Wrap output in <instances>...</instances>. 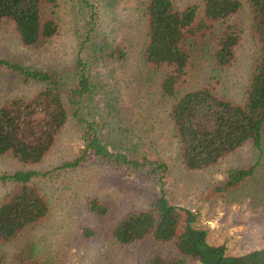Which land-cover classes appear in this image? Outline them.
I'll return each instance as SVG.
<instances>
[{
    "label": "rangeland",
    "instance_id": "rangeland-1",
    "mask_svg": "<svg viewBox=\"0 0 264 264\" xmlns=\"http://www.w3.org/2000/svg\"><path fill=\"white\" fill-rule=\"evenodd\" d=\"M146 0H56L57 32L35 44H21L9 19L0 21V59L18 65L70 75L77 58L83 60L92 90L83 108L96 122L99 137L110 150H119L138 166L115 168L85 160L72 168L52 170L36 184L49 204L47 216L26 227L13 240L0 244V262L9 264L21 255L29 264H144L161 245L143 239L120 245L109 235L113 221L129 210L144 208L162 194L175 206L196 216L194 225L206 231L210 244H223L229 255H241L264 246V124L261 154L245 143L200 170L186 169L177 157L174 129L168 117L172 97L159 89L164 70L144 62ZM181 9L201 0H172ZM229 21L240 29L235 58L225 69L212 60V35L188 38L189 59L176 93L210 85L228 99L243 94L254 52L245 4ZM118 51L123 56H118ZM24 82L21 75L0 69V104L14 97H28L41 89ZM65 100V95L63 97ZM68 112H70V109ZM82 147L79 127L72 116L43 158L23 164L11 154H0V175L15 170L46 171L73 160ZM254 173L223 194L209 189L227 169L252 165ZM0 182V200L10 190ZM96 198L108 208L99 216L87 211V199ZM92 229L89 237L84 229ZM187 264H198L189 259Z\"/></svg>",
    "mask_w": 264,
    "mask_h": 264
},
{
    "label": "trees",
    "instance_id": "trees-1",
    "mask_svg": "<svg viewBox=\"0 0 264 264\" xmlns=\"http://www.w3.org/2000/svg\"><path fill=\"white\" fill-rule=\"evenodd\" d=\"M243 4L248 10L254 52L242 97L238 101L228 99L208 84L176 93L188 64L185 48L188 38L212 35L214 65L225 69L232 64L240 29L229 19ZM55 6L56 0H0V21L9 19L21 44L30 46L57 32ZM142 14L146 21L143 60L164 70L159 89L164 96L174 99L168 117L181 164L189 170L205 169L245 143L259 150L260 157L264 124V0H201L200 5L181 9L175 8L172 0H146ZM118 56L123 53L118 51ZM1 68L18 73L24 82H36L42 87L28 97H14L0 104V154L9 153L23 164L39 162L69 116L79 127L82 147L77 157L53 169L15 170L0 175V182L10 184L11 188L0 200V244L13 240L26 227L47 216L49 204L36 184L37 178L88 159L115 168L139 165L102 143L96 122L85 117L83 108L92 85L82 59H76L70 75L0 59ZM258 160L246 167L227 169L209 191L223 194L236 187L254 173ZM85 207L99 216L108 211L96 198L87 199ZM195 220L189 209L170 204L160 194L144 208L121 214L108 230L120 245H132L143 239L161 245L163 249L153 253L144 264H187L189 259L198 264H264V246L241 255H229L223 244L207 242L206 231L197 228ZM92 234L90 228L83 230L85 237ZM9 264L29 263L24 256L17 255Z\"/></svg>",
    "mask_w": 264,
    "mask_h": 264
}]
</instances>
